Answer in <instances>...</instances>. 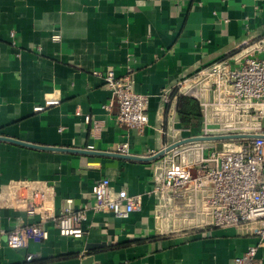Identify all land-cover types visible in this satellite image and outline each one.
<instances>
[{"label": "crops", "instance_id": "obj_1", "mask_svg": "<svg viewBox=\"0 0 264 264\" xmlns=\"http://www.w3.org/2000/svg\"><path fill=\"white\" fill-rule=\"evenodd\" d=\"M259 42L264 0H0V137L18 143L0 140V191L18 181L50 188L32 217L0 208V231L41 223L48 232L47 241L20 249L0 234V264H228L250 246L264 264V239L239 227L188 224L153 181L169 160V152L154 154L196 129L178 117L177 98L166 103L163 95ZM127 67L149 100L142 132L117 124L118 105L94 74L120 77ZM54 91L60 104L35 112ZM124 143L144 160L107 153ZM104 178L113 193L141 195V209L125 219L88 210L80 239L43 219L90 207L92 186Z\"/></svg>", "mask_w": 264, "mask_h": 264}, {"label": "built area", "instance_id": "obj_2", "mask_svg": "<svg viewBox=\"0 0 264 264\" xmlns=\"http://www.w3.org/2000/svg\"><path fill=\"white\" fill-rule=\"evenodd\" d=\"M94 74L103 78L118 105L117 124L142 132L149 121V100L136 92L133 70L127 67L125 75L120 77L112 70ZM178 95L196 99L206 123L218 116H229V121L224 119L225 129H217L220 131L217 135L248 137L230 140L221 151L210 148L190 160L178 151L185 145L169 151V160L153 176L154 191L175 203V212L182 211L185 221L192 226L239 227L264 239V43H255L244 54L199 69L193 76L179 81L173 91L163 95V100L168 103ZM60 102L59 91H54L34 111L56 107ZM77 115L81 114L77 112ZM245 118L249 119L245 128L240 133L233 132L230 124ZM84 120L89 122V116ZM97 128L95 123L94 131ZM209 130L204 127L197 136H217L210 135ZM85 150L95 151L92 146ZM107 153L144 158L131 155L127 143ZM109 184L107 178L95 182L90 207L75 212L67 210L57 217H49L46 212L43 219H51L60 236L80 239L85 235L81 224L88 210L125 219L141 209V195H129L125 189L113 193ZM49 200L50 188L33 182H13L6 191H0V208L21 210L31 217ZM0 234L5 235L6 245L11 249L24 247L27 240L43 243L48 239L41 223L16 225L11 230H1ZM256 253L257 246H250L228 264H263L256 260Z\"/></svg>", "mask_w": 264, "mask_h": 264}, {"label": "rangeland", "instance_id": "obj_3", "mask_svg": "<svg viewBox=\"0 0 264 264\" xmlns=\"http://www.w3.org/2000/svg\"><path fill=\"white\" fill-rule=\"evenodd\" d=\"M224 119H226L227 121H229V116H218L215 119H211L210 122L206 123L204 122V125L202 128H208L211 129V131L209 130V134L210 135H217L219 132H217V129H225L224 128ZM249 121V119L245 118L244 120L241 121H236L232 124H230V128L232 129L233 132L235 133H240V131H242L243 128H245V124ZM230 122H227V124H229ZM248 125V124H247ZM227 126V125H226ZM228 127V126H227ZM250 127V126H247ZM193 137V136H192ZM224 143H231L229 141H223V142H195V143H191V144H187L185 146H183L181 149H178V151H180V153H182L185 157L192 159L194 158L195 154H203L204 152H206L208 149L210 148H214L218 151H221L223 149V144Z\"/></svg>", "mask_w": 264, "mask_h": 264}, {"label": "trees", "instance_id": "obj_4", "mask_svg": "<svg viewBox=\"0 0 264 264\" xmlns=\"http://www.w3.org/2000/svg\"><path fill=\"white\" fill-rule=\"evenodd\" d=\"M176 104L177 115L182 121H188L196 129L193 130L192 136L200 135V124L203 120V114L199 102L188 96L178 95Z\"/></svg>", "mask_w": 264, "mask_h": 264}, {"label": "water", "instance_id": "obj_5", "mask_svg": "<svg viewBox=\"0 0 264 264\" xmlns=\"http://www.w3.org/2000/svg\"><path fill=\"white\" fill-rule=\"evenodd\" d=\"M248 136L246 135H239V134H232V135H217V136H194V137H189L186 139H183L182 141L178 142V143H174L172 145H170L168 148H166L164 151H162L161 153L157 154L155 157L158 158L159 156L163 155L164 153H167L177 147L189 144V143H195V142H223V141H230V140H240V139H244L247 138ZM0 140H7L10 141L12 143H17L16 141L13 140H9V139H5L0 137ZM18 144V143H17ZM132 158L134 160H139L142 161L144 160V158H133V157H129Z\"/></svg>", "mask_w": 264, "mask_h": 264}]
</instances>
